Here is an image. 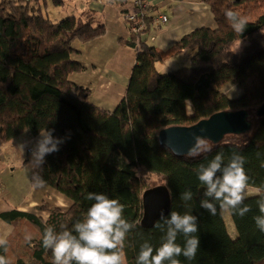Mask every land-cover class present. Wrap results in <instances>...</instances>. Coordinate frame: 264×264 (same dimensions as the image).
I'll list each match as a JSON object with an SVG mask.
<instances>
[{"label":"trees","instance_id":"trees-1","mask_svg":"<svg viewBox=\"0 0 264 264\" xmlns=\"http://www.w3.org/2000/svg\"><path fill=\"white\" fill-rule=\"evenodd\" d=\"M52 1L60 5L66 0ZM200 1L209 7L214 28L198 27L164 50L144 37L161 15H151L152 2H146L143 30L129 32L123 41L135 53L125 93L109 111L92 104L89 88L70 79L71 73L84 70L74 57L75 41H92L105 33L100 15L84 10L53 22L28 0H0V140L45 129L64 138L59 151L45 157L39 175L70 200L66 208L41 201L30 211L0 210V219L12 226L7 248H0L10 264H52L51 251L42 246L44 228L70 230L92 203L84 198L90 191L119 200L124 217L139 222L123 249L127 264H136L140 245L148 241L156 248L163 237L155 227L162 218L150 228L140 224L142 193L156 178L171 197L165 218L172 211L199 218L200 248L193 261L178 257L181 264H264V233L253 219L260 214L259 197L247 196L244 203L251 211L244 217L228 211L231 232L224 209L217 205L216 215L200 209L204 188L194 171L219 152L227 163L236 151L246 159L249 186L264 190V117L255 118L249 133L217 144L203 141L212 150L198 156H177L157 139L162 128L191 125L224 110L253 111L264 100V0ZM226 9L248 21L240 36L225 17ZM239 40L240 48L232 52ZM188 50V63L156 69L157 61ZM189 189L193 200L185 207L180 196ZM42 211L48 213L46 219L37 214ZM26 234H31L30 242ZM177 243L183 246L184 238Z\"/></svg>","mask_w":264,"mask_h":264},{"label":"clouds","instance_id":"clouds-1","mask_svg":"<svg viewBox=\"0 0 264 264\" xmlns=\"http://www.w3.org/2000/svg\"><path fill=\"white\" fill-rule=\"evenodd\" d=\"M225 17L230 21L231 28L239 36L246 29L248 21L231 9L225 10ZM241 46L237 42L232 52ZM28 129H25L27 131ZM54 130L40 131L33 147L28 142L22 143L21 151L27 148L31 153L30 166L37 171L34 186L43 184L39 172L43 170L45 157L59 151L64 138L53 136ZM203 131V129L201 130ZM197 139V136H194ZM211 147L200 141L199 147L191 156L211 152ZM246 159L239 152H232L225 163L223 152L215 154L206 164L201 163L194 169L198 181L203 186V199L200 209L209 215L217 214L219 208L230 211L234 215L244 217L251 211V207L244 203L248 195L259 197L257 206L259 215L253 217L257 229L264 233V190L257 187L249 191V176L244 165ZM264 166V165H262ZM92 201L83 219L73 224L69 230L57 232L52 226L44 228L42 246L52 254V264H127L123 251L128 233L137 227L138 221L133 223L124 217V205L115 198H110L102 192H87L84 197ZM185 207H190L193 192L185 190L181 196ZM10 210V209H9ZM162 223L155 227L163 233L161 243L154 248L151 243L144 241L136 256V264H181L177 259L183 256L188 261L196 258L200 248L199 218L193 213L181 214L172 211L168 217L162 216ZM64 227V226H62ZM182 236L184 244L177 243V238ZM25 240H32L31 234L25 235ZM8 245L7 234L0 235V248L6 249ZM0 264H10V261L0 255Z\"/></svg>","mask_w":264,"mask_h":264},{"label":"crops","instance_id":"crops-1","mask_svg":"<svg viewBox=\"0 0 264 264\" xmlns=\"http://www.w3.org/2000/svg\"><path fill=\"white\" fill-rule=\"evenodd\" d=\"M67 5L74 6L69 8ZM152 5L151 15L160 13L167 16L168 21L162 24L157 19L153 20L150 27L153 24V26L157 25L156 28L151 30H147V28L148 32L144 37L149 43L161 50L168 48L177 42L183 34L198 27L214 28L209 7L200 0H154ZM132 9V0H66L60 5L52 4L51 0H44V16L53 22L66 15L76 16L84 10H91L100 15L105 25V33L102 37L92 41L81 42L77 40L79 43L74 45L76 48L74 57L84 65V70L71 73L70 79L78 85L89 88L88 98L92 104L109 111L113 110L123 97L135 60L134 51L124 46L123 43L129 34L123 14ZM174 55H179V57L184 55L182 61L178 60L182 63L176 61L161 64V61L166 58L164 57L159 66L155 64L156 69L168 71L175 69L177 65L180 66L179 64H186L190 61V54L185 51ZM28 134L30 135V133ZM26 157L28 161H31V153L27 154ZM34 178V176L31 177V186L27 189L22 200L13 207L19 210L32 209L41 201H48L46 196L49 193H52L51 195L57 205L69 206L70 200L68 198L46 184L34 186ZM0 193L1 198H7L10 195L8 188L1 184ZM28 204L30 207H27ZM8 208L11 206L8 207V205H3L0 202V210ZM44 213H46L47 218L48 213ZM40 214L42 216V212ZM11 230L12 226L0 219V235L7 234L8 236Z\"/></svg>","mask_w":264,"mask_h":264},{"label":"water","instance_id":"water-1","mask_svg":"<svg viewBox=\"0 0 264 264\" xmlns=\"http://www.w3.org/2000/svg\"><path fill=\"white\" fill-rule=\"evenodd\" d=\"M253 113V114H252ZM264 117V100L253 111L246 109L224 110L202 118L187 126H169L159 130L158 142L177 155H189L199 147L201 140L217 144L226 134H246L253 124L250 116ZM203 129V131H201ZM197 139H194V136ZM142 215L140 224L150 228L156 220L170 212L171 197L165 184L160 183L145 189L142 193Z\"/></svg>","mask_w":264,"mask_h":264},{"label":"rangeland","instance_id":"rangeland-1","mask_svg":"<svg viewBox=\"0 0 264 264\" xmlns=\"http://www.w3.org/2000/svg\"><path fill=\"white\" fill-rule=\"evenodd\" d=\"M28 1L31 2L32 4H34L35 7H37V9L44 16V0H28ZM51 2H52V4H54L52 0H51ZM73 6L74 5H71L68 7L73 8ZM57 21H59V20H57ZM75 42H76L75 44L79 43L78 41H75ZM124 46H126V45H124ZM126 47H128V46H126ZM129 49H131V48H129ZM185 52H187V54H188L189 50L185 51ZM183 56L184 55H180V57H179V55H173L172 57H166V58H164L165 59L164 61H161V64L174 63L176 61L179 63H182L180 61L183 60L182 59V58H184ZM178 60H180V61H178ZM159 63H160V61L156 62L155 64L157 66H159ZM179 65L181 66V64H179ZM175 67L177 68L179 66L177 65ZM230 88L231 87H228V88H226V90L230 91ZM232 90H234V89H232ZM235 92H236V90H235ZM254 110H253V112H254ZM252 114L250 116V121L252 124H254L256 116H254V115L252 116ZM251 130H252V128H251ZM234 135H236V134H234ZM232 136H233V134H226L223 137V139L228 140V139H231ZM38 137H39V134L38 135H31V134L29 135L28 133H24V134L16 137L15 139H12L9 141L0 140V184L3 187L8 188V190L10 192V195L7 196V198H1V196H0L1 204L8 205V207L9 206L13 207L16 203H19L22 200L24 194L27 192V189H29V187L31 186L30 185V179L32 176H34L33 175V169L30 166V161H28L27 157H26L27 154H30V151L27 148H25L23 151H21L20 146L22 143L28 142V146L33 147L35 145L36 139ZM205 145L208 146L209 144L205 143ZM160 183H163L162 180L160 178H156V179L152 180L150 182V184H148L147 188L152 187V186L157 185V184H160ZM40 189H41V187H40ZM254 189L255 188L249 186V191H252ZM51 194L52 193H49L46 196L48 201L44 200V202H49L52 205L60 206V207H64V208L67 207L66 205H63V206L57 205V203L54 201ZM0 195H1V193H0ZM27 207H30L29 204ZM33 208L32 209L30 208L26 211L33 210ZM44 212L45 211H42V216L44 218H46V213H44ZM40 213L41 212H37L38 215ZM224 214L226 217L227 224L229 225L230 231L232 232V228L230 226L231 225L230 219H229L230 216H229L228 211L224 210ZM40 216H41V214H40Z\"/></svg>","mask_w":264,"mask_h":264},{"label":"built area","instance_id":"built-area-1","mask_svg":"<svg viewBox=\"0 0 264 264\" xmlns=\"http://www.w3.org/2000/svg\"><path fill=\"white\" fill-rule=\"evenodd\" d=\"M152 1L154 0H151V2ZM146 2H148V0H132L133 9L126 11L123 14L124 21L127 24L128 32L137 33L140 30H143L142 28L146 24L144 18ZM159 19L162 23H166L168 21V18L165 15L158 16L157 20Z\"/></svg>","mask_w":264,"mask_h":264}]
</instances>
